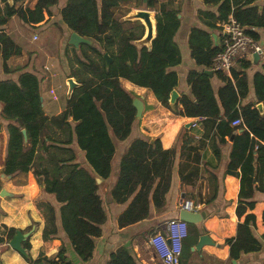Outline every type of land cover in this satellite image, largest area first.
<instances>
[{
	"label": "trees",
	"instance_id": "obj_1",
	"mask_svg": "<svg viewBox=\"0 0 264 264\" xmlns=\"http://www.w3.org/2000/svg\"><path fill=\"white\" fill-rule=\"evenodd\" d=\"M24 1L14 0L13 6H10L7 0H0V26L8 18L17 16L23 23L34 27V24L44 20V11L50 15V7L58 3V0H36L33 8L16 6L17 2ZM157 1L66 0L59 11L62 21L71 32L90 38L97 45L80 44L78 50L72 47V57H67L68 76L74 77L79 86L67 98L66 107L51 117L43 110L38 74L26 70V64L14 68L8 66V59L21 55V48L6 32L0 31L1 70L5 74L17 72L15 79L0 80V118L7 134L6 155L0 173L23 174L26 177L31 186V202L44 221L42 252L36 259L28 253V239L22 242L26 250L23 258L27 263L71 264L65 256L64 243L57 236L58 223L79 259H91L94 239L101 236V225L106 220L95 175L101 178L110 175L115 152L113 138L125 140L138 122L132 105L135 95L125 89L120 79L149 89L164 107L169 108L170 92L178 85V75L170 67L179 64L181 59L179 46L174 41L179 19L166 4L157 7ZM204 1L213 4L221 2L218 21L223 22L231 15L253 40L259 39L257 29L264 30V5L259 8L255 0ZM129 2L134 4V8L145 7L156 11V34L150 48L134 44L144 34L140 21H120V17H115L119 5ZM215 22L204 23L211 32L202 28H192L189 32L190 57L202 69L187 73L189 94L181 93L172 112L179 116L201 118L203 127L209 128L207 136L213 131L210 145L216 158L221 156L220 149L227 143L226 137L232 143L223 175L239 180L235 215L238 219L243 217V220L237 224L235 235L226 238L224 244L229 246V259L237 260L242 254L258 252L262 248L261 241L252 233L255 216L245 212L254 208L255 192L264 193V64L263 71H256L252 77L254 103H262V114L254 104L238 105L239 100L247 96L245 69L251 66L249 62H240L244 70L231 69L230 76L215 71L222 82L215 92L209 75L203 70L212 68V58L222 48V37L220 44L213 40L214 30L220 28ZM125 23L131 26L125 28ZM105 52L111 58L108 68L103 59ZM238 118L242 122L232 126V121ZM54 128L60 130L64 137L62 141L45 135L46 130ZM22 129H25L26 141ZM184 142L181 137L178 149H162L158 138L152 143L147 137L132 140L121 156L118 175L111 190L115 202L126 203L116 217L119 231L145 220L150 206L155 209L164 206L177 160L178 180L186 184L193 182L198 169L181 161L185 155L182 151ZM73 146L83 153L88 166L76 160ZM41 153H45V157ZM40 178L43 188H40ZM42 192L53 195L58 203L57 209L42 197ZM213 198L215 194L206 203ZM261 219L264 223V209ZM2 227L6 239L10 240L16 229ZM31 227H26L23 232ZM198 236L194 225L188 224L181 258H188V249L195 244ZM260 238L264 241V234ZM56 247V259H49L45 253ZM106 264L141 263L133 252L120 246L110 253Z\"/></svg>",
	"mask_w": 264,
	"mask_h": 264
},
{
	"label": "crops",
	"instance_id": "obj_2",
	"mask_svg": "<svg viewBox=\"0 0 264 264\" xmlns=\"http://www.w3.org/2000/svg\"><path fill=\"white\" fill-rule=\"evenodd\" d=\"M25 0L24 2H26ZM34 4L36 0H33ZM66 0H58V3L50 7V15L44 11V20L39 25H28L23 23L17 16L8 18L3 26H0V31L6 32L17 45L21 48L22 60L25 59L27 50H29V41L40 40L37 50H33L30 55V60L25 62L26 70L35 72L40 77V91L43 102V110L48 116H54L47 113L49 109L52 110L55 102L59 99V91L64 87L66 89V81L69 78L68 62L66 58L67 46L72 45L68 43V38L71 31L62 21L60 16V9L65 4ZM221 2L213 4L207 3L204 0H158L159 4H166L167 8L176 12V17L179 19V28L174 36V41L177 43L181 53L180 63L176 66L170 67V70L176 71L178 75V85L175 90L178 97L181 93L189 94V85L186 82V75L190 70H201L202 68L194 63L190 57V48L188 45L189 32L192 28H205V22L214 23L219 17L218 6ZM255 4L262 8L264 0H255ZM19 2L16 6H20ZM144 8V7H141ZM151 10V9H150ZM156 13L155 10H152ZM231 15L228 16V18ZM221 21H216L215 24L219 26ZM25 26H31L34 31L43 33L41 38L37 34L31 37L24 32ZM211 32V31H210ZM259 39L257 44L261 47V52L257 57H254L255 52L248 51L234 62L232 69L236 71H243L240 62H249L251 66L245 69L248 78V92L247 96L239 100V106L243 107L248 104H254L256 107L259 103L255 102L252 77L256 71L262 72L264 64V30L257 29ZM216 35L215 42L221 43L222 34L220 28L213 32ZM42 35V34H40ZM36 36V38H34ZM54 38L59 44L55 50L51 49L50 40ZM49 40V43H48ZM214 40V38H213ZM76 49V48H75ZM78 50V49H76ZM23 54V56H22ZM12 58V57H11ZM9 60V59H8ZM8 63V61H7ZM23 64V65H25ZM10 67V65L8 64ZM212 70V69H203ZM10 75V76H9ZM210 77L211 85L216 92L222 85L220 79L212 70ZM230 76V72L226 73ZM17 76H12L11 73L5 74L1 70L0 58V80L15 79ZM125 89L134 93L135 96L141 98L143 102L142 122H137L132 127L130 135L123 141L113 138L115 144V152L111 160V172L107 178H101L95 175V181L98 186V195L101 198V205L105 212L106 220L101 225V236L94 239V249L92 257L88 261H81L77 254L73 251L72 246L62 234V230L58 223V238L64 243L66 248L65 256L71 264H106L111 252L118 247L124 246L134 253L141 264H159L158 259L153 255L148 246V238L146 239L147 248H144L142 242L138 241L139 229L148 225H153L159 230L163 231V223L170 218H178L179 210L185 202L191 205L193 211L205 213L203 220L194 225V229L200 234L209 235L213 244L205 245L201 251H191L188 258L182 259L180 257V264H263L264 261V241L260 238L264 234V223L261 215L264 209V193L255 192L254 200L255 206L252 210H246L245 214L252 213L255 216V227L252 228L253 235L261 241L262 248L258 252L242 254L237 260L229 259V246L224 244L226 238L233 237L236 233L237 224L242 222L243 217L238 219L235 215L237 206V194L239 190V180L230 175H223L226 168L228 157L231 149V141L226 137L227 143L221 146V156L216 158L210 145V136L213 131H210L207 136L209 128H204L200 122L201 118L187 117L175 115L170 108L164 107L153 95V93L141 86H137L128 80L120 79ZM46 93H44V91ZM66 96L65 94H63ZM63 96V97H64ZM62 97V99H63ZM61 99V101H62ZM66 100L62 101L61 105L66 107ZM262 104V103H260ZM180 107V105H178ZM61 106H58V110ZM63 108V109H64ZM2 105L0 103V112ZM48 109V110H47ZM62 109V110H63ZM60 110V112L62 111ZM59 112V113H60ZM180 134V137H179ZM0 135H3V140L0 139V172L2 169V162L6 155L7 134L4 129V122L0 118ZM138 137H147L151 142L153 139L160 140L162 149L176 148L181 145L180 140H185L184 151L181 161H186L190 166L197 168V176L191 184H186L177 178V164L175 163L173 179L168 193L165 195V204L159 209L152 206L149 208V214L145 220L137 223L131 227L119 231L116 227V217L125 208L126 203H117L112 199L111 190L114 187L121 156L127 150L133 139ZM76 150V160L81 164L88 166L85 162L83 153ZM2 176L5 181H2ZM217 182H215V180ZM26 177L23 174L19 175H4L0 173V193L4 191L5 196L0 195V264H26L27 262L18 252L13 250L9 245V240L6 239V232L2 225L7 228H15L16 230H23L31 226L30 235L27 237L30 244L28 253L32 259H36L42 252V238L41 232L44 227V221L41 218V213L37 210L31 202V186L26 182ZM200 182V190L202 201L188 195L187 191L197 189L196 183ZM43 188V186H40ZM215 194L209 203H206L210 196ZM42 197L47 199L56 209L58 203L53 195L42 192ZM110 214V219L113 222L108 224L107 214ZM107 229L105 230V228ZM116 228H115V227ZM25 232V231H24ZM135 233V234H133ZM149 237V236H148ZM2 239V241H1ZM186 239V238H185ZM184 239V240H185ZM26 240V239H25ZM184 242V241H183ZM70 245V247H69ZM58 248H53L45 255L49 259H56V252ZM235 261L233 263L232 261Z\"/></svg>",
	"mask_w": 264,
	"mask_h": 264
},
{
	"label": "built area",
	"instance_id": "obj_3",
	"mask_svg": "<svg viewBox=\"0 0 264 264\" xmlns=\"http://www.w3.org/2000/svg\"><path fill=\"white\" fill-rule=\"evenodd\" d=\"M219 27L223 33L222 48L212 58L213 71L229 73L237 58L246 52H261V47L233 17L221 22ZM241 122V118H238L231 125L236 126ZM182 208L192 210L188 202ZM187 235L188 224L179 218H170L163 223V231H154L149 235L147 243L159 264H180L182 245Z\"/></svg>",
	"mask_w": 264,
	"mask_h": 264
},
{
	"label": "water",
	"instance_id": "obj_4",
	"mask_svg": "<svg viewBox=\"0 0 264 264\" xmlns=\"http://www.w3.org/2000/svg\"><path fill=\"white\" fill-rule=\"evenodd\" d=\"M13 1L14 0H7L8 4L10 6H13ZM143 2H146V0H142ZM125 20H138L144 27V34L143 36L139 39L134 41V44L137 47L141 46H146L147 48L151 47V42L155 38L156 34V21H155V13L150 10V9H145V8H135L132 11H130L128 14L125 16ZM213 38L215 40L216 35L213 34ZM68 43L72 45L74 48L78 49L80 44H88V45H93V40L90 38H86L78 34L77 32H71L68 38ZM259 53H255L254 57H257ZM103 59L105 61V66L106 68L109 67L111 58L109 55L105 52L103 54ZM204 73L206 74H211L212 70H204ZM68 85L67 89V98L70 97L73 89L77 86H79V83H77L74 79V77H69L66 81ZM178 98V93L175 89L171 90L170 92V97L168 101V105L170 110H175V102ZM132 105L136 109V118L141 117L142 111H143V102L141 98L135 96L132 98ZM256 108L259 110V112L262 114L263 113V105L262 104H257ZM22 133L24 135V140L26 141V132L25 129H22ZM154 141V139L151 141V143ZM40 186H43L42 178H40ZM5 192L2 191L0 195L2 196ZM205 217V213L203 211L198 212V211H193V210H187L184 208H181L178 213V218L185 221L187 224H192V225H197L199 224L203 218ZM30 235V231H25L22 232L21 230H16L15 234L13 237L9 240V245L10 247L18 252L20 255L25 256L26 255V250L22 246V242L27 239V237ZM213 244V241L210 239L209 235L207 234H200L197 237V241L195 244L191 247V251H198L200 252L202 247L205 245H210ZM235 263V261H232Z\"/></svg>",
	"mask_w": 264,
	"mask_h": 264
},
{
	"label": "rangeland",
	"instance_id": "obj_5",
	"mask_svg": "<svg viewBox=\"0 0 264 264\" xmlns=\"http://www.w3.org/2000/svg\"><path fill=\"white\" fill-rule=\"evenodd\" d=\"M19 4H22V6H28V7H32L33 6V4H34V1L33 0H27L26 2H19ZM134 4L132 3V2H129V3H127V4H120L119 5V7H118V9H116V11H115V17H120L119 19H120V21H123L124 19H125V16H126V14H128L129 12H127L128 10H130V11H132L133 9H135L134 7ZM145 8V7H144ZM145 9H149V8H145ZM124 14V15H123ZM123 15V16H122ZM45 19V18H44ZM132 21H134V20H132ZM42 23V22H41ZM41 23H39V24H41ZM39 24H35V25H39ZM21 26H23L24 27V30H25V34L26 35H29L30 37H31V40H32V36L33 35H35V34H37L38 35V37L39 38H41L42 36H43V33L42 32H40V31H34L33 29H32V27L31 26H25V25H21ZM131 26V24H129V23H125L124 24V27L125 28H128V27H130ZM40 34H42V35H40ZM40 40L38 39V40H36V41H29V50H27L28 52H27V54H26V57H25V59L24 60H22L21 58V56H15V57H12V58H10L9 60H8V64L10 65V68H14L15 66H20V65H23V64H25V62H27V61H29L30 60V55H31V53H32V51L33 50H37L38 49V45L40 44ZM48 43H49V40H48ZM95 45H97V43L96 42H93ZM58 44H59V42L58 41H55V39L52 37L51 38V40H50V45H51V49L52 50H55L56 48H57V46H58ZM67 48V51H66V58L68 57V56H71L72 57V49H71V47L70 46H67L66 47ZM100 48L101 49H103V47L102 46H100ZM91 53V52H90ZM22 56H23V54H22ZM70 70V68H69V66H68V72H67V75H69V71ZM11 75L12 76H16L17 75V72L16 73H11ZM10 76V75H9ZM16 78V77H15ZM75 79V78H74ZM75 81H76V79H75ZM77 82V81H76ZM78 83V82H77ZM122 83V82H121ZM123 85V84H122ZM66 88L68 89V85H67V83H66ZM66 89V90H67ZM44 91V93H46V91L45 90H43ZM58 94H60V96H59V99L55 102V105L53 106V108H52V110L51 109H47L48 111H47V113L48 114H50L49 112H51L52 114L51 115H56V114H58L59 112H60V110H62L63 108H64V106L63 105H61V103H62V101H64L65 100V97L67 96V91H65L64 92V87L59 91V93H57V95ZM63 94H65L66 96H64ZM64 96V97H63ZM62 97H63V99H62ZM61 99H62V101H61ZM58 106H61V108L58 110ZM137 121L138 122H140V124H141V122H142V116L141 117H139V118H137ZM56 132V134H53V132ZM45 135H47V136H49L50 138H52V139H57V140H59V141H62L63 139H64V137H63V135L61 134V132H60V130L59 129H56V128H54L53 130H46V132H45ZM0 139H2L3 140V135H0ZM41 155L43 156V157H45V153H41ZM5 177L6 176H2V181H5ZM200 186H201V184H200V182L198 181L197 183H196V187H197V189H192V190H179L178 191V194H180V192L182 191H187V194L188 195H192L193 196V198H197L199 201H202V195H201V190H200ZM43 187H44V185H43ZM2 196H5V194H3ZM107 217H108V224L109 223H112L113 224V222L111 221V219H110V214L108 213L107 214ZM107 227L108 226H106V228H105V230L107 229ZM115 227V226H114ZM116 228V227H115ZM157 230H159V228L157 229L156 227H154L153 225L151 226V225H148V226H145V227H142V228H140L139 229V231H138V233H136L137 235H138V237H139V239H138V241L140 242H142V244H143V246H144V248H147L148 246L146 245V239L148 238V236L149 235H151L154 231H157ZM0 232H3L2 230H0ZM133 234H135V233H133ZM69 247H70V245H69ZM192 247V246H191ZM191 247H189V254L191 253ZM182 259V263H184V259H186V258H184V257H182L181 258ZM186 264H188V263H186Z\"/></svg>",
	"mask_w": 264,
	"mask_h": 264
}]
</instances>
